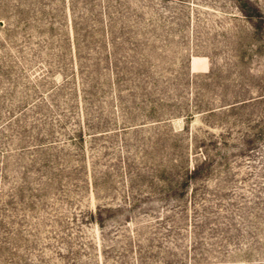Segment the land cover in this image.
<instances>
[{"label": "rangeland", "instance_id": "obj_1", "mask_svg": "<svg viewBox=\"0 0 264 264\" xmlns=\"http://www.w3.org/2000/svg\"><path fill=\"white\" fill-rule=\"evenodd\" d=\"M0 264H264V0H0Z\"/></svg>", "mask_w": 264, "mask_h": 264}]
</instances>
